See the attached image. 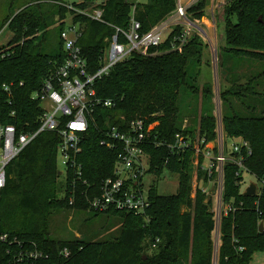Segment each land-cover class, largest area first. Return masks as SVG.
Instances as JSON below:
<instances>
[{"label": "trees", "instance_id": "16d2710c", "mask_svg": "<svg viewBox=\"0 0 264 264\" xmlns=\"http://www.w3.org/2000/svg\"><path fill=\"white\" fill-rule=\"evenodd\" d=\"M1 1L0 29L6 24L12 37L0 45V54H4L0 59V126L14 125L17 132H33L39 127L42 109L32 95L65 57L60 33L69 16L83 25L78 43L88 73L94 74L103 64L114 26L126 30L133 16L141 24L140 31L146 32L176 7V0H105V22H101L69 9L62 0ZM93 1L74 4L84 10ZM209 4L210 0H197L187 12L200 20ZM221 17L224 44L219 48L218 66L223 69L244 58L262 65L257 74L245 77V82L231 74L230 85L220 87L223 130L229 137L249 143L251 154L244 161L245 172L259 182L264 173V0H227ZM179 30L173 27L166 34L157 54L131 53L95 79L97 95L114 105L98 106L92 114L78 155L80 176L74 169L59 174L60 136L53 131L39 133L9 164L0 197V231L35 242L49 252L50 264H213L211 200L199 189L191 197L193 152L171 154L169 148L177 133L208 141L216 136L213 87L209 82L201 87L197 83L207 44L194 34L181 50L168 51L170 39ZM11 82L14 86L7 93L3 86ZM199 94L201 109L197 107ZM232 98L239 99L241 110ZM139 117L147 124L156 123L147 137L151 143L145 146L147 172L157 177L165 169L178 174L177 190L164 195L152 184L148 189L150 206L144 215L92 211L89 202L98 194L101 180L111 175L117 157L116 150L102 143L107 131L113 126L124 130ZM185 118L189 125L182 128ZM157 142L161 145L156 146ZM199 176L205 177L203 172ZM243 182V171L227 163L223 199L234 210L221 220L217 264H250L254 253L264 251V227L258 230L260 222L264 226V187L258 194L246 195L241 190ZM86 209L92 216L119 217V233L94 241L52 236L54 213ZM64 248L69 251L67 257L59 253Z\"/></svg>", "mask_w": 264, "mask_h": 264}, {"label": "built area", "instance_id": "2783aa9c", "mask_svg": "<svg viewBox=\"0 0 264 264\" xmlns=\"http://www.w3.org/2000/svg\"><path fill=\"white\" fill-rule=\"evenodd\" d=\"M195 1L197 0H176L175 9L146 32L140 31L141 24L133 16L126 30L114 26L115 32L108 39L104 50L103 64L94 74L88 73L86 59L78 43L83 25L73 22L70 16L60 33L65 57L32 95V98L39 101L42 109L39 127L33 132H17L14 125L0 126V197L6 185L7 167L43 131L57 132L60 136L57 155L60 157L58 166L61 173L66 175L68 169H74L80 176L78 155L92 114L98 106L109 108L114 105L112 100L97 95L95 79L107 74L126 56L131 53L157 54L159 45L173 27H179L180 30L170 39L168 51L181 50L190 37L197 34L216 56V49L214 50L211 44L212 27H215L214 14L227 0H210L206 14L200 20L192 19L187 12V8ZM104 3L105 0H99L92 11L77 9L69 3L65 5L77 13L81 12L94 20L105 22L102 18ZM206 16L210 26L204 19ZM3 58L4 54H0V59ZM13 86L14 83L11 82L3 87L9 93ZM155 124H147L144 118L139 117L132 119L124 130L116 126L110 127L107 140L102 143L116 150L117 157L111 175L101 180L98 194L90 200V209L100 212L118 210L144 215L150 206L149 188L145 192L142 182L149 169V155L145 146L151 143L147 137ZM215 131V139L210 141L198 135L191 137L177 133L169 148L171 154L193 152L191 197L194 198L196 190L199 189L211 200L214 229L218 230V240L221 243L222 217L234 210L232 205L225 203L223 199L224 168L227 163H231L237 165L244 174V161L251 154V147L241 137H229L223 130L222 121L217 119ZM155 145L160 146L161 143L157 142ZM200 159L202 163H199ZM167 162L168 160L165 164ZM199 172H203L205 177L199 176ZM258 183L257 194L260 188L264 187V173ZM59 253L64 257L69 255L66 248ZM49 261V252L39 248L35 242L23 241L0 231V264H50Z\"/></svg>", "mask_w": 264, "mask_h": 264}, {"label": "rangeland", "instance_id": "374dc122", "mask_svg": "<svg viewBox=\"0 0 264 264\" xmlns=\"http://www.w3.org/2000/svg\"><path fill=\"white\" fill-rule=\"evenodd\" d=\"M66 3L72 4L79 3L81 0H62ZM99 0H94L93 2H88L85 11H92ZM136 2H146L147 0H135ZM4 1L0 0V20L2 19L1 4ZM222 6L215 10V27H212L211 34V44L212 48L216 49V56L213 55V51L210 48H204L202 63L200 65L201 74L198 77L197 83L201 87L204 83L209 82L213 87V103L214 110L213 114L217 121L221 122L223 107L222 101L220 99V87L229 86L231 74L234 76L240 77V82H245L246 78L250 75L257 74L261 69L262 65L258 62H254L249 58H244L243 61L236 63L235 65L230 64L229 67L221 68L218 66V52L220 46L224 44V24L222 21ZM70 16L67 18L69 21ZM208 23V22H207ZM209 24V23H208ZM210 26V25H209ZM12 37V31L5 24L0 29V45H5L10 38ZM213 56H215L213 58ZM215 60V61H214ZM229 70H228V69ZM230 80H229V79ZM197 107L201 109L203 106L202 96L199 94L197 100ZM233 105L241 110L242 105L239 103V99L232 98ZM189 125L188 118H185L182 124V128H187ZM58 163L60 157H57ZM60 168V167H59ZM61 171V168H60ZM144 191H147L152 184L156 183L158 191L161 194L169 195L176 192L179 177L178 174L171 173L168 170H164L158 177L155 174L146 172L143 179ZM256 183L259 186V183L256 181L254 176L245 172L244 173V182L242 183L241 190L245 191V188L251 183ZM192 184V181H191ZM192 188V186H191ZM83 211V212H82ZM81 212H76L75 210H64L61 212H56L51 217V230L52 236L61 239H86V240H99L111 238L116 236L119 233L121 226V220L119 217L107 216V214H99L97 216H92V211L89 209L82 210ZM219 232L214 229L212 233L213 238V247H212V260L213 264H217L218 248L220 242L218 240ZM250 264H264V251H259L254 253Z\"/></svg>", "mask_w": 264, "mask_h": 264}, {"label": "water", "instance_id": "95a60500", "mask_svg": "<svg viewBox=\"0 0 264 264\" xmlns=\"http://www.w3.org/2000/svg\"><path fill=\"white\" fill-rule=\"evenodd\" d=\"M61 173V171H59V174ZM256 191H257V185H256V183H254V182H251L247 187H246V189H245V191H244V193L246 194V195H254V194H256ZM263 222H260L259 223V226H258V230L261 232V231H263Z\"/></svg>", "mask_w": 264, "mask_h": 264}, {"label": "crops", "instance_id": "0c3cea01", "mask_svg": "<svg viewBox=\"0 0 264 264\" xmlns=\"http://www.w3.org/2000/svg\"><path fill=\"white\" fill-rule=\"evenodd\" d=\"M207 18H208L207 16L204 18V19H206V22H208V21H207ZM66 21H68V20L66 19ZM208 23H209V22H208ZM209 25H210V23H209Z\"/></svg>", "mask_w": 264, "mask_h": 264}]
</instances>
